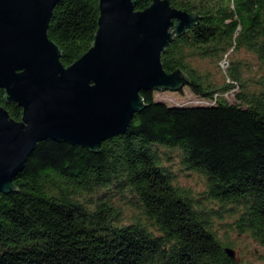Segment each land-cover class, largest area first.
Here are the masks:
<instances>
[{"label":"trees","instance_id":"16d2710c","mask_svg":"<svg viewBox=\"0 0 264 264\" xmlns=\"http://www.w3.org/2000/svg\"><path fill=\"white\" fill-rule=\"evenodd\" d=\"M169 3L199 20L160 62L186 76L176 92L199 101L171 104L156 99L163 90L141 91L144 108L98 152L37 143L12 181L16 191L0 193V264H242L224 251L234 247L230 231L264 248V0ZM97 19L98 0L56 3L47 36L64 66L91 46ZM240 51L256 59L255 74L231 60L218 84L196 65ZM0 106L20 120L1 88ZM173 164L204 188L180 185Z\"/></svg>","mask_w":264,"mask_h":264},{"label":"water","instance_id":"95a60500","mask_svg":"<svg viewBox=\"0 0 264 264\" xmlns=\"http://www.w3.org/2000/svg\"><path fill=\"white\" fill-rule=\"evenodd\" d=\"M59 0H0V88L21 108L15 121L0 106V193L15 192L13 179L37 143L65 142L98 152L123 134L144 108L145 90L176 92L187 82L180 69L165 72L160 56L199 20L169 0H98L91 46L64 66L47 28ZM235 261V252L225 248Z\"/></svg>","mask_w":264,"mask_h":264},{"label":"rangeland","instance_id":"374dc122","mask_svg":"<svg viewBox=\"0 0 264 264\" xmlns=\"http://www.w3.org/2000/svg\"><path fill=\"white\" fill-rule=\"evenodd\" d=\"M224 58L219 61L216 65L207 59H198L196 60V65L201 71H208V76L212 80H216L218 84L221 83L222 78H224V73L231 65V60H239L246 63V67L253 74L257 72V61L250 54H246L243 51L240 52H228L223 56ZM243 73L246 76L245 68ZM155 96L158 100H164L167 103L171 104H186L192 103L195 104L199 100L195 98L187 89H183L182 93L173 92V91H158ZM230 98V95H226ZM175 172L178 173L179 184L190 188L193 192H199L204 188L202 178L196 174H188L178 170L177 164L172 165ZM186 173V174H185ZM217 229L220 235H222L221 227ZM222 226V224H221ZM229 231H226L228 233ZM228 239L233 242L234 247H228L234 250L235 257L241 261L242 264H264V248L256 245L252 242L247 236H235V234L230 231L228 233Z\"/></svg>","mask_w":264,"mask_h":264}]
</instances>
